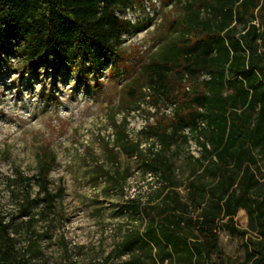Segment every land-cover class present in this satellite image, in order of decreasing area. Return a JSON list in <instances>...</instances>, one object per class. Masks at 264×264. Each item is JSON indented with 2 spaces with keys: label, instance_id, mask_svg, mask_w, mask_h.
Masks as SVG:
<instances>
[{
  "label": "trees",
  "instance_id": "trees-1",
  "mask_svg": "<svg viewBox=\"0 0 264 264\" xmlns=\"http://www.w3.org/2000/svg\"><path fill=\"white\" fill-rule=\"evenodd\" d=\"M129 1L0 0V61L16 55L21 74L43 68L72 72L85 85L89 75L97 82L119 56L121 33L130 26L116 11ZM205 7L211 18L199 21L198 10L192 11L182 26L185 38L144 68L154 111L162 98L169 103L168 114L144 128L152 142L142 146L128 137L124 123L114 126L106 159L117 165L119 155L133 157L151 181L121 205L132 226L87 264H225L218 232L247 235L233 227L238 210L255 233L243 264H264V195L258 193L261 187L264 192V0H208ZM179 138L191 139L196 151L188 156L195 166L181 178L166 154ZM38 160L35 174L11 180L26 192L14 215L0 213V264H30L21 252L39 237L34 225L60 198V190L49 189L53 155ZM20 232L27 236L22 248Z\"/></svg>",
  "mask_w": 264,
  "mask_h": 264
},
{
  "label": "rangeland",
  "instance_id": "rangeland-1",
  "mask_svg": "<svg viewBox=\"0 0 264 264\" xmlns=\"http://www.w3.org/2000/svg\"><path fill=\"white\" fill-rule=\"evenodd\" d=\"M207 1L130 0L125 9L118 8L116 15L130 26L121 33L119 56L102 69L97 82L89 75L88 85L78 83L72 72L54 74L40 68L21 74L16 55L0 61V213L10 217L17 212V200L26 191L11 180L35 174L39 157L53 155L49 189L61 192L53 209L34 225L39 237L21 252L30 264L99 260L132 226L134 221L122 214L121 205L147 190L151 177L141 175L133 157L119 155L117 165H111L105 146L111 145L114 126L120 123L130 139L142 146L152 142L144 128L161 113L168 114L169 103L162 98L154 111L155 98L148 91L151 77L144 68L148 62H159L172 44L185 38L182 26L192 11L198 10L199 21L211 18ZM259 22L257 16L253 23ZM166 154L180 178L195 166L188 159L196 155L191 139L175 140ZM259 164L264 177V163ZM105 172L117 183L103 177ZM35 191L32 187V197ZM258 193L264 195L263 187ZM233 227L247 235L220 230L218 246L225 264H243L247 239L255 237L243 210L237 211ZM16 238L18 247L26 245L25 234Z\"/></svg>",
  "mask_w": 264,
  "mask_h": 264
}]
</instances>
